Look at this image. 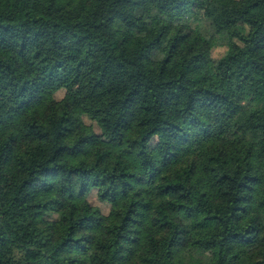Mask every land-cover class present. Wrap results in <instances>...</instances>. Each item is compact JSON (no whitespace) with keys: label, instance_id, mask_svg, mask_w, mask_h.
Here are the masks:
<instances>
[{"label":"trees","instance_id":"1","mask_svg":"<svg viewBox=\"0 0 264 264\" xmlns=\"http://www.w3.org/2000/svg\"><path fill=\"white\" fill-rule=\"evenodd\" d=\"M182 252L264 264V0H0V264Z\"/></svg>","mask_w":264,"mask_h":264},{"label":"rangeland","instance_id":"2","mask_svg":"<svg viewBox=\"0 0 264 264\" xmlns=\"http://www.w3.org/2000/svg\"><path fill=\"white\" fill-rule=\"evenodd\" d=\"M224 52H225L224 48H221V47L214 48L212 49L210 53V57L212 59H217L221 55H223ZM56 97L60 98L61 93L56 94ZM49 102H50L49 96L43 95L41 100L36 104V112L38 114L45 112ZM100 144H101V147L111 149L116 153H122L123 151V148L119 146L115 141L101 140ZM149 148H150V153L153 156V158L156 160V162L158 163L161 172L163 173L167 172L169 170V167L163 162L162 152H161L159 141L157 138H153L150 140ZM88 200L93 206L99 207L103 215H107L108 207L104 204L99 203L96 200L94 191L91 192V194L88 197ZM202 260H203L202 257L200 258L189 257L183 252L179 253L176 257L177 264H201ZM138 264H148V263L139 262Z\"/></svg>","mask_w":264,"mask_h":264}]
</instances>
